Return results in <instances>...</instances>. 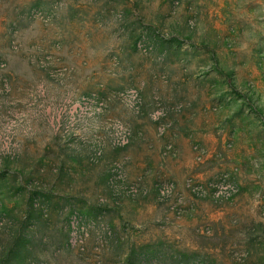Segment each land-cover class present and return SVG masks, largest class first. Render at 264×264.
Instances as JSON below:
<instances>
[{"label":"rangeland","instance_id":"obj_1","mask_svg":"<svg viewBox=\"0 0 264 264\" xmlns=\"http://www.w3.org/2000/svg\"><path fill=\"white\" fill-rule=\"evenodd\" d=\"M0 264H264V0H0Z\"/></svg>","mask_w":264,"mask_h":264}]
</instances>
